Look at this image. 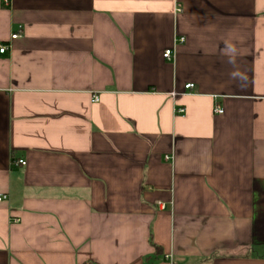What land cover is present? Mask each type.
I'll use <instances>...</instances> for the list:
<instances>
[{"label":"crops","instance_id":"0c3cea01","mask_svg":"<svg viewBox=\"0 0 264 264\" xmlns=\"http://www.w3.org/2000/svg\"><path fill=\"white\" fill-rule=\"evenodd\" d=\"M4 1L0 264H264V0Z\"/></svg>","mask_w":264,"mask_h":264},{"label":"built area","instance_id":"2783aa9c","mask_svg":"<svg viewBox=\"0 0 264 264\" xmlns=\"http://www.w3.org/2000/svg\"><path fill=\"white\" fill-rule=\"evenodd\" d=\"M4 2L6 4H9L10 3L8 0H5ZM178 11H181V10H178ZM21 35H22V28H21L20 32H17V33L12 34L11 41L20 38ZM181 41H184V39L182 38ZM11 47H12V44L11 43H9L8 45L0 44V53L3 54L5 52H7ZM173 56H174V50L173 49H168L163 54L164 59H167V60H172L173 59ZM185 87H186V89H192L194 87V84H188ZM94 101L97 102L98 101V97H95L94 98ZM183 111L184 110H181L180 112H183ZM214 112L216 114H222L223 113V110L217 107V108L214 109ZM167 159H170V158H167ZM16 165L26 166V162L24 160H18L16 162ZM6 199H7V195L0 196V202L1 201H4Z\"/></svg>","mask_w":264,"mask_h":264}]
</instances>
